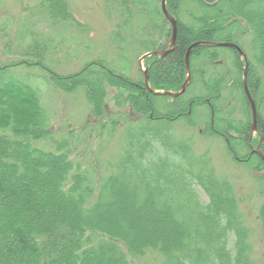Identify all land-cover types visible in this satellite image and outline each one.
I'll list each match as a JSON object with an SVG mask.
<instances>
[{
  "label": "trees",
  "instance_id": "obj_1",
  "mask_svg": "<svg viewBox=\"0 0 264 264\" xmlns=\"http://www.w3.org/2000/svg\"><path fill=\"white\" fill-rule=\"evenodd\" d=\"M106 1L121 19L112 61L50 73L48 42L23 52L53 87L83 91L89 115L81 135L67 129L54 148L38 145L53 135L39 90L4 78L7 68L30 62L0 64V264H254L235 182L217 174L189 134L219 138L233 162L264 181V161L253 151L264 155V0H187L186 11V0H166L177 22L174 46L143 61L153 90L177 92L192 44L238 45L255 131L246 61L235 48L193 46L185 91L152 94L139 67L126 63L168 48L161 0ZM37 8L52 24L76 22L66 0H40ZM93 139L101 148L85 152Z\"/></svg>",
  "mask_w": 264,
  "mask_h": 264
},
{
  "label": "rangeland",
  "instance_id": "obj_2",
  "mask_svg": "<svg viewBox=\"0 0 264 264\" xmlns=\"http://www.w3.org/2000/svg\"><path fill=\"white\" fill-rule=\"evenodd\" d=\"M39 1L0 0V64L21 59L33 61L32 56L23 54L24 49L27 45L41 40L48 42L49 50L44 62L48 70H51L50 73L71 74L92 59L105 58L112 61L113 56H116V44L112 38L116 33L114 27L118 21L121 22V19L116 13H109L106 0H66L76 21L73 24L49 22L43 12L37 8ZM189 8L190 4L186 0L182 5V10L186 11ZM121 30L123 34H129L124 29L121 28ZM247 36L245 40L249 41V35ZM209 46L226 47L224 45ZM138 59L137 62L134 59L132 63L128 61L126 64L130 68L132 65V70L136 71V68L140 69ZM32 63L7 68L4 78L28 83L39 90L53 135L46 141H38V145L44 149H51L57 143L62 142L61 138L65 136L67 129L76 131L75 133L78 131L80 135L84 132L85 129L81 128L83 122L88 119L89 103L81 89L73 93H65L53 87L48 82V72ZM142 67H145L144 64ZM262 111L264 113V109ZM189 135H192L196 149L208 154L217 174L226 176L235 182L237 194L242 199L241 209L245 223L250 229L248 239L252 247L251 257L254 264H264V242L258 219V208L263 201V193L260 191L264 190V181L254 179L248 168L233 162L219 138L204 137L199 134L195 136L193 131ZM112 143L109 145V150L113 151L115 143ZM99 148L101 147L93 139L85 152L90 150L95 152Z\"/></svg>",
  "mask_w": 264,
  "mask_h": 264
},
{
  "label": "water",
  "instance_id": "obj_3",
  "mask_svg": "<svg viewBox=\"0 0 264 264\" xmlns=\"http://www.w3.org/2000/svg\"><path fill=\"white\" fill-rule=\"evenodd\" d=\"M161 9H162V12L164 13L165 17L170 22L171 27H172V32H171V38H170L169 47L166 50L147 52V53L143 54L139 58V60H138L139 65H140V67L142 69V72L144 74V82H145L146 88H148V90L152 94L170 95V96H174L175 97V96H178V95H180L181 93H183L185 91V89H186V87H187V85L189 84V81H190L189 52H190V50H191V48L193 46H198V45H220V46H223L224 45V46H228V47L235 48L238 51L239 55H241L244 59H246L245 54L234 43H231V42H222V43H220V42H205V41L196 42V43L192 44L188 48V51L186 53V56H185L186 78H185L184 83L181 85L180 90L177 91V92H171V91H156V90H153L152 88L149 87V83H148V71H147L146 68L143 69V67H142V61H143L144 58H146L148 56H152V55H161V56H163V55L169 53L172 50L173 46H174L175 38H176V30H177V22H176V19L167 10V8H166V0H161ZM247 70H248V64H247V62H245V66H244V70H243V86H244L245 94L247 95L248 101L250 103L251 119H252V122H251L252 131H255L256 130L257 109H256V104L254 102V99L252 98V96H251V94L249 92V89L247 87V81H246V78H247ZM253 151L256 152L262 158V160H264V155L260 152V150H259L258 147H256Z\"/></svg>",
  "mask_w": 264,
  "mask_h": 264
}]
</instances>
